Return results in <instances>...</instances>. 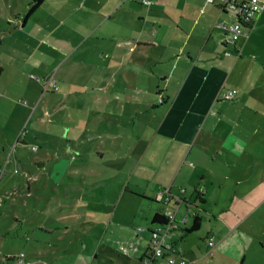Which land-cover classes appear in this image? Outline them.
Segmentation results:
<instances>
[{
  "label": "crops",
  "instance_id": "obj_1",
  "mask_svg": "<svg viewBox=\"0 0 264 264\" xmlns=\"http://www.w3.org/2000/svg\"><path fill=\"white\" fill-rule=\"evenodd\" d=\"M30 1L0 0V91L21 86L33 113L47 117L63 96L43 92L42 80L58 74L65 97L82 86L65 74H85L92 63L94 103L115 104L114 117L118 102L130 104L123 117L132 128L143 117L132 142L144 144L131 175L154 194L141 195L155 200L168 189L162 201L178 207L179 219L191 214L169 239L188 264L228 263L230 248L237 260L251 238L246 221L264 201V0L247 35L230 46L218 24L236 16L221 10L222 0H44L24 20ZM227 89H236L232 99L223 98ZM165 209L146 212V219ZM194 211L205 227L191 236ZM148 228L135 230L127 253L120 246L131 241L118 244L132 259L126 264L150 254Z\"/></svg>",
  "mask_w": 264,
  "mask_h": 264
},
{
  "label": "rangeland",
  "instance_id": "obj_2",
  "mask_svg": "<svg viewBox=\"0 0 264 264\" xmlns=\"http://www.w3.org/2000/svg\"><path fill=\"white\" fill-rule=\"evenodd\" d=\"M92 67L89 63L85 74H65L82 86L65 97L61 84L49 93L54 100L63 96V102L47 117L33 113L21 86L0 91V167L10 159L0 174V264L13 263L5 258L21 253L38 264H126L132 259L118 251V244L134 241L135 230L147 223L154 228L146 212L173 206L141 195L154 194L143 192V184L131 175L144 144L132 142L143 117L132 128L123 117L130 104L118 102L114 117L115 104L94 103ZM54 77L58 81V74ZM114 135L115 143L110 142ZM186 215L190 221L191 214ZM246 223L251 238L244 252L235 250L236 260L230 248L228 263L212 264H264V201ZM204 227L189 234L196 236Z\"/></svg>",
  "mask_w": 264,
  "mask_h": 264
},
{
  "label": "built area",
  "instance_id": "obj_3",
  "mask_svg": "<svg viewBox=\"0 0 264 264\" xmlns=\"http://www.w3.org/2000/svg\"><path fill=\"white\" fill-rule=\"evenodd\" d=\"M142 4L150 5L151 0H138ZM212 1V0H208ZM262 8L260 0H222L221 10L235 14L236 19L232 23H219V27L226 33L223 40L224 45H235L239 36L247 35V30L251 27L256 14ZM226 55H231L232 50L226 49ZM43 92L55 91L58 89L56 79L53 75H49L42 80ZM236 94V89H227L224 94V99H232ZM9 156L6 159V164L0 168V174L4 170V166L9 163ZM16 172V169L14 170ZM168 193V189H161L158 192V200L163 199V193ZM165 201V200H164ZM168 197L166 202H168ZM165 216L164 223H158L152 228L150 233V254L142 259V264H152L154 260L162 259L163 264H188L189 261L182 255V248L176 246V244L169 239L170 230L172 227H176L178 223H184L187 221L186 216L178 217V207L167 208L162 212ZM179 219V220H178ZM143 230V228H139ZM208 246L211 248L214 246L213 236H210L207 240ZM133 245V242L123 244L120 246L124 253H127L129 248ZM19 254L15 259L18 264H35V261H28L22 255Z\"/></svg>",
  "mask_w": 264,
  "mask_h": 264
},
{
  "label": "trees",
  "instance_id": "obj_4",
  "mask_svg": "<svg viewBox=\"0 0 264 264\" xmlns=\"http://www.w3.org/2000/svg\"><path fill=\"white\" fill-rule=\"evenodd\" d=\"M44 0H31L30 3H29V7L27 9V12L24 16V20L27 19V17L32 13L34 12L39 6L40 4L43 2ZM156 202L158 203H164V204H167L168 202L166 201H162V200H157L155 199ZM194 205V204H192ZM165 216L162 212H156L152 219H151V223H153L154 225L158 224V223H164L165 222ZM200 222H201V217L196 214V211H194L193 215H192V221H191V225L189 228H186V231L187 232H192V231H195L199 228L200 226ZM151 230H149V233H151ZM209 238V237H208ZM6 261H10V260H13L12 257H7L5 258ZM45 264V263H44ZM48 264V263H47Z\"/></svg>",
  "mask_w": 264,
  "mask_h": 264
}]
</instances>
